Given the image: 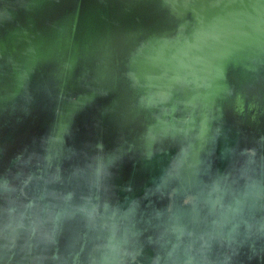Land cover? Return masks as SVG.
Here are the masks:
<instances>
[{
	"label": "water",
	"instance_id": "1",
	"mask_svg": "<svg viewBox=\"0 0 264 264\" xmlns=\"http://www.w3.org/2000/svg\"><path fill=\"white\" fill-rule=\"evenodd\" d=\"M0 264H264V0H0Z\"/></svg>",
	"mask_w": 264,
	"mask_h": 264
}]
</instances>
